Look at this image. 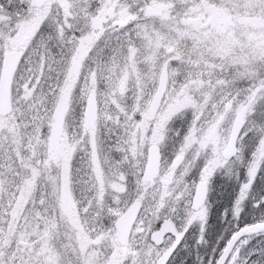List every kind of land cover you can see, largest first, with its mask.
Returning <instances> with one entry per match:
<instances>
[{
	"label": "snow or ice",
	"instance_id": "1",
	"mask_svg": "<svg viewBox=\"0 0 264 264\" xmlns=\"http://www.w3.org/2000/svg\"><path fill=\"white\" fill-rule=\"evenodd\" d=\"M0 264H264V0H0Z\"/></svg>",
	"mask_w": 264,
	"mask_h": 264
}]
</instances>
